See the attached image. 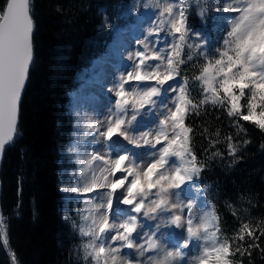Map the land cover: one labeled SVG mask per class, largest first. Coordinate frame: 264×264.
I'll return each instance as SVG.
<instances>
[{
	"label": "snow or ice",
	"instance_id": "snow-or-ice-1",
	"mask_svg": "<svg viewBox=\"0 0 264 264\" xmlns=\"http://www.w3.org/2000/svg\"><path fill=\"white\" fill-rule=\"evenodd\" d=\"M139 6L152 9L155 17L144 39L137 40L142 50L128 54L132 63L108 89L114 99L105 119L87 121L85 136L76 137L67 148L78 167L71 173L74 186L62 190L93 194L84 201L81 223L72 227L88 238L82 246L91 264H231L230 257L246 251L240 246L232 251L235 240L254 237L258 229L244 224L233 240L221 238L219 217L202 195L207 188L196 183L203 165L192 151V129L185 119L211 103L264 130V0H144ZM193 9L202 20L214 19L220 30H226L223 47L215 53L209 37L188 26ZM213 11L216 15L209 17ZM33 31L30 0H8L0 12V154L17 134L19 103L33 61ZM164 31L172 41L156 47ZM153 36L157 39L150 40ZM184 47L206 60L194 77L203 91L199 104L191 98L187 78L175 82L185 63L180 59ZM153 109L158 117L154 127L139 131L140 120ZM120 138L149 150L134 153ZM85 142L100 144L101 149L93 148L84 159L80 147H86ZM229 149L235 155L231 143ZM186 191L193 195L186 196ZM198 206L210 210L197 217L193 209ZM145 218L157 221L154 228L142 223ZM3 243L7 244L6 234Z\"/></svg>",
	"mask_w": 264,
	"mask_h": 264
},
{
	"label": "trees",
	"instance_id": "trees-1",
	"mask_svg": "<svg viewBox=\"0 0 264 264\" xmlns=\"http://www.w3.org/2000/svg\"><path fill=\"white\" fill-rule=\"evenodd\" d=\"M4 2L0 0V8ZM32 5L34 61L18 133L1 169L7 244L0 234V264H74V240L63 214L59 180V162L72 126L68 93L77 73L108 39L101 28L102 11L113 21L127 5L126 0H33ZM196 12L191 11V23L200 28ZM212 29L222 32L214 25ZM204 61L197 56L181 67L197 104L203 97L193 79ZM185 122L192 129L191 148L203 165L199 179L219 217L221 238L233 240L244 224L258 229L254 237L235 240L232 251L238 246L246 251L230 257L231 264H264V130L211 103L190 112ZM230 143L235 155L229 154Z\"/></svg>",
	"mask_w": 264,
	"mask_h": 264
},
{
	"label": "rangeland",
	"instance_id": "rangeland-1",
	"mask_svg": "<svg viewBox=\"0 0 264 264\" xmlns=\"http://www.w3.org/2000/svg\"><path fill=\"white\" fill-rule=\"evenodd\" d=\"M140 18L143 20L144 16L140 17ZM148 23H149V20L146 19V21L143 22L144 27L149 28L150 25L148 26ZM154 23H155L154 21L150 22V24H154ZM146 35L147 34H145L143 37H145ZM134 83H138V82H134ZM71 99H72V115H73V119H74V129H73L72 139H71L70 143H73L75 141L76 137L85 136V132H84L85 124L87 121L92 120L89 116V111L95 112L98 115V119H100V120L105 119L106 113H105V107L101 106L102 110H100L101 108L99 109L98 105H95V102L93 101L92 98L86 99L83 96H81V94L77 91L73 92V94L71 95ZM243 99H245V104H246L247 90H246L245 98L243 97L240 101V103L242 105H243ZM153 110L157 111V109H153ZM246 111H247V109H246ZM257 111H259V109ZM138 120H140L139 117H138ZM153 121L154 120L152 119L150 114L147 116H144L143 119L140 120L139 131H146L149 128L154 127ZM78 122H79V125H78ZM120 140L124 146L130 145L129 149L134 153H144L145 151L149 150V146H147V145H144L142 147H136L135 145L129 144L127 141H124L123 138H120ZM85 143H86V147H80V152H81L82 158H84V156L87 157V155H88L87 149L89 146L92 145L91 143H87V142H85ZM67 153H68V157H67L68 162L60 174L61 189H63V188H69L70 189L72 186H74L75 180L72 178L71 173L73 171H76L77 167H78V165H76V163H75V159L71 158V154L68 151H67ZM63 193H65L67 195L68 202H69V204L65 207L63 214L67 220L69 219L68 220L69 229H70V233H72V241L74 240L72 243H70V246H72V249H73V250H71V255H72L71 260L74 264H91V258H89L87 261L85 260L84 250H83V246H82L83 243H85L88 240V238L87 237H81L79 235V228L78 227L73 228L72 225H73V223H75L77 226H79V224L81 223L80 213L83 212V210L85 209L84 201L86 199H88V197L93 195V194L90 193V194H85V195H79L77 193L71 192L70 190L69 191H63ZM185 195L187 196V192L185 193ZM206 210H210V209H205V208L198 206V207L193 209V212L197 214V217H199V215H202L203 212ZM65 213H67L68 215L66 216ZM142 223H144L147 226H152L154 228L157 221L149 220V219L145 218L142 220ZM147 226L144 228L145 232L149 231V227H147ZM4 228L5 227L3 226V233H2L3 237H4V234H6ZM161 231L167 232L168 229L162 228ZM180 231L181 230H178V232H180ZM185 236H186V233H185ZM165 239H168V237H166ZM124 252L125 253L133 252V254H134V250L125 249ZM209 264H211V262H209Z\"/></svg>",
	"mask_w": 264,
	"mask_h": 264
},
{
	"label": "water",
	"instance_id": "water-1",
	"mask_svg": "<svg viewBox=\"0 0 264 264\" xmlns=\"http://www.w3.org/2000/svg\"><path fill=\"white\" fill-rule=\"evenodd\" d=\"M32 43H33V36H32ZM32 64V63H31ZM30 67H31V65H30ZM30 67H29V70H30ZM28 75H29V72H28ZM27 82V81H26ZM24 90H25V88H24ZM23 90V93H22V96H21V100H20V103H19V109H20V106H21V102H22V99H23V95H24V91ZM19 116V115H18ZM2 155H3V153L2 154H0V165H1V159H2ZM1 193H2V182H1V180H0V210H1Z\"/></svg>",
	"mask_w": 264,
	"mask_h": 264
},
{
	"label": "bare ground",
	"instance_id": "bare-ground-1",
	"mask_svg": "<svg viewBox=\"0 0 264 264\" xmlns=\"http://www.w3.org/2000/svg\"><path fill=\"white\" fill-rule=\"evenodd\" d=\"M34 29H35V31H34V34H35V32H36V23H35V25H34ZM90 117H91L94 121H96V119H98V115H97L95 112H90Z\"/></svg>",
	"mask_w": 264,
	"mask_h": 264
}]
</instances>
